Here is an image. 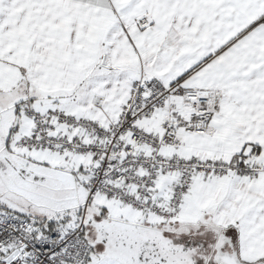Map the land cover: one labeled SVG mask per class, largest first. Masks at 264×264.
<instances>
[{"label": "snow or ice", "instance_id": "6c2138e0", "mask_svg": "<svg viewBox=\"0 0 264 264\" xmlns=\"http://www.w3.org/2000/svg\"><path fill=\"white\" fill-rule=\"evenodd\" d=\"M0 264H264V0H0Z\"/></svg>", "mask_w": 264, "mask_h": 264}]
</instances>
